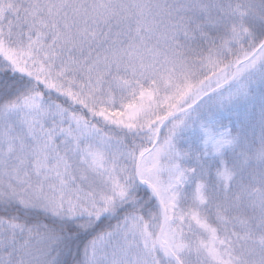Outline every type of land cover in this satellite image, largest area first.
<instances>
[{
    "label": "snow or ice",
    "instance_id": "snow-or-ice-1",
    "mask_svg": "<svg viewBox=\"0 0 264 264\" xmlns=\"http://www.w3.org/2000/svg\"><path fill=\"white\" fill-rule=\"evenodd\" d=\"M0 264H264V0H0Z\"/></svg>",
    "mask_w": 264,
    "mask_h": 264
}]
</instances>
